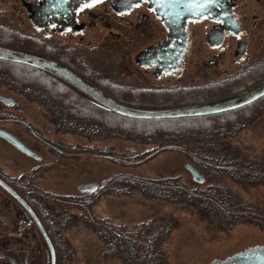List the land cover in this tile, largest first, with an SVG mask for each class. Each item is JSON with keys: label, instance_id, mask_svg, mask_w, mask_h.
<instances>
[{"label": "rangeland", "instance_id": "rangeland-1", "mask_svg": "<svg viewBox=\"0 0 264 264\" xmlns=\"http://www.w3.org/2000/svg\"><path fill=\"white\" fill-rule=\"evenodd\" d=\"M91 5L84 7V11L96 7V3ZM137 10L126 15L125 19L134 20ZM83 20L87 23L86 27L75 35L43 34L27 18L20 0H0L1 27L40 39L48 45L69 48L81 58L86 67L97 71L102 81L115 82L129 88H135L138 82L143 83L132 60L142 47L141 43L131 42L120 52L118 49L120 33L130 30L123 28L110 11L104 13L103 18L94 12L93 16H85ZM199 60L194 50L188 67L192 70L198 68ZM4 67L0 64V93L20 88L10 82L13 75ZM11 94L29 109L28 119L32 127L40 132L49 127L47 135L58 148L77 153L71 157L60 155L56 158L44 149L39 160L29 161L0 142V163L6 170H15L18 174L21 169H25L13 167L14 163L8 160V156H16L20 161L30 162V165L46 163L40 180L38 177L35 179L41 189L54 193L57 198L55 202L60 203L53 204L46 199V204L55 205L51 209L54 216L48 213L47 218L57 228L53 243L57 255L56 264H210L214 259H226L250 247H264V172L259 174L261 177L252 178L246 173H232L223 165L214 167L211 164L214 168L211 169L209 165V168H204L181 151L183 148L157 151L147 142L140 143L116 132L79 134L73 129L58 130L54 121L50 120V115L38 112L37 104L26 101L22 97L23 93ZM262 109L222 115L224 122L221 121L216 130L213 125L212 131H196L192 139L186 140V147L189 151L212 147L221 156L234 152L235 156H242L240 165H244V168L250 164L262 172ZM185 162H189L201 173L202 182L191 178L190 172L184 167ZM171 176H176L186 190H204L215 186L228 191L225 193L229 198L225 202L219 201L218 208L228 212H224L222 218L231 217L233 227L218 229L217 218L208 221L207 217L197 212L201 206L199 203L204 202L203 194L193 199L196 195L193 193L189 200L186 197L190 194L172 196V193L165 191L149 196L138 190L148 178ZM91 182L95 186L89 190L76 188L82 183ZM239 210L243 212L238 214L236 211ZM251 211L256 212L251 220L262 221V225L251 222L247 215ZM118 227L122 235L137 233V244L130 245L132 247L128 249L121 245L122 252H115L114 245L110 243L109 229ZM142 233L147 236L142 237ZM142 246L148 248L143 250Z\"/></svg>", "mask_w": 264, "mask_h": 264}, {"label": "flooded vegetation", "instance_id": "flooded-vegetation-1", "mask_svg": "<svg viewBox=\"0 0 264 264\" xmlns=\"http://www.w3.org/2000/svg\"><path fill=\"white\" fill-rule=\"evenodd\" d=\"M20 1L27 18L43 34L75 35L86 27L87 23L83 20L85 16H93L95 12L103 18L107 11L113 13L120 25L130 30L120 33L119 52L131 42L142 45L132 59L136 71L143 78V83H137V89L162 94L180 90L199 103L241 92L264 79V0H213L202 13L188 15L182 29L173 23L172 17L174 14L182 19L185 15L183 6L190 4L191 0H118L117 3L115 0H99L96 7L84 11L86 5L92 4L90 0L76 8L71 24L67 22L62 9L54 20L38 17L40 26L33 24L30 19L32 13L26 6H37L41 0ZM130 1L136 2L126 9ZM204 2L193 0L195 4ZM137 8L134 20L127 21L126 15ZM57 48L61 51L69 50L62 45ZM194 50L200 59V66L192 70L188 66ZM10 92L23 93L22 97L26 101L37 104L36 109L40 113L55 112L53 106L24 89H7V92L0 93V96L13 100L5 103L0 99V130L14 136L33 154L23 152L0 136L1 143L29 161L39 160L44 149L56 158L77 154L73 150L67 152L58 148L47 135L49 127L44 132L32 127L28 119L29 109L20 104ZM55 125L59 130L60 127ZM8 160L14 163L13 167L25 169L16 174L15 170H6L0 163V264H47V257L48 264H51L46 236L53 247L56 264L57 255L53 243L57 228L47 218L48 213L54 216L51 209L55 205L46 204V199L53 204L60 203L55 202L57 198L54 193L41 189L35 179L38 177L40 180L46 163L30 165V162L16 159V156H8Z\"/></svg>", "mask_w": 264, "mask_h": 264}, {"label": "trees", "instance_id": "trees-1", "mask_svg": "<svg viewBox=\"0 0 264 264\" xmlns=\"http://www.w3.org/2000/svg\"><path fill=\"white\" fill-rule=\"evenodd\" d=\"M0 46L58 61L74 70L87 81L96 85L113 100L125 106L140 109H163L189 105L198 101L180 90H175L168 94H162L161 92L153 93L147 90L129 88L115 82L102 81L101 76L98 75L99 73L92 68L86 67L76 53L70 50L61 51V49L53 45H48L40 39L23 35L10 28L1 26ZM0 64H3L5 66L4 68H8V71L13 75L10 81L11 83L16 84L21 89L38 95L54 107L55 112L48 113V115H50V120H53L62 130L69 131V129L71 130L73 128L79 134L104 131L106 133L116 132L120 136L134 139L140 143L147 142L151 144V148H157V151L167 148H183L181 151L186 155L188 154L193 162L198 163V165L204 168L211 167V164L214 167L223 165L226 166L228 171H233L232 173L237 172L238 175L246 173L252 178L253 176L259 177V174L264 172V170L259 172L256 166L250 164L247 165V168H244V165H240L242 156H235L236 154L234 155V152L221 156L217 155L216 150L212 147H207L206 150H204V147L203 150L195 149L189 151L185 143L182 145L179 144L189 138L192 139L196 131H212L213 125H215L213 127L216 130V127L222 121V115L241 113L242 111L245 113L251 110L262 111V108H264V97L257 99L245 107L214 115L172 119H133L115 114L97 105L90 98L49 73L8 61L0 60ZM207 160L208 162H206ZM214 167H211V169ZM167 178H148L144 186H140L138 190L144 193V195L149 196H156L165 191L172 193V196H186L190 194L186 197L187 199L191 198L193 193H196L193 199L197 195L201 196L203 194V196L205 195L203 198L204 202L199 203L201 206L197 208V212L207 217L208 221L217 218L219 223H216V227L218 229L227 230L233 227L234 222L231 221V217L222 218L223 213L225 212L227 214L228 212L221 211L218 208L219 201L225 202L229 198L228 191H224V189L215 186H209L204 190L189 189L187 187L189 190H186L184 184H179V179L176 176ZM236 212L240 214L243 211L239 210ZM255 213L254 211L247 213L250 220L256 216ZM251 222L257 225L263 224L262 221L254 222L251 220ZM109 233L111 236L110 243L114 245L113 250L115 252H122V248L120 250L121 245L125 249H128L130 245H136L139 241L137 233L128 232L122 235L119 227L114 230L110 228ZM138 235L140 236V234ZM141 236H147V234L142 233ZM145 248L147 249L148 247L142 249L144 250Z\"/></svg>", "mask_w": 264, "mask_h": 264}, {"label": "water", "instance_id": "water-1", "mask_svg": "<svg viewBox=\"0 0 264 264\" xmlns=\"http://www.w3.org/2000/svg\"><path fill=\"white\" fill-rule=\"evenodd\" d=\"M87 1L90 0H41L39 5H27L26 9L32 13V15H30V19L35 26H40L38 17L42 19L48 18L49 20H54L55 17L60 14L62 9L66 14L67 22L71 24L74 19L76 8L82 2ZM195 1L198 2V0ZM117 2L118 0H115V3ZM135 2L136 1H130V3L126 5V9L129 6L134 5ZM190 3H193V0H191ZM177 9L178 8H176V10ZM69 10L70 12L68 13L67 11ZM114 10L120 12L116 8H114ZM204 10L205 8H192L191 10H189V8L185 5L183 6L185 15L182 17V19L176 17V15L173 14L172 21L174 24L178 25L180 29H182L184 27L186 19L189 17L188 15L200 14ZM179 54L181 55V52ZM0 60L23 64L49 73L50 75L57 77L65 83L69 84L70 86L90 98L97 105L115 114L133 119H172L214 115L240 108L264 96L263 79L255 85L241 92L222 98L172 108L140 109L125 106L116 102L96 85L87 81L71 68L58 61L2 46H0ZM0 99L5 103L13 102V100L9 97L0 96ZM0 136L12 143L23 152L27 154H33L32 151L21 144L14 136L9 134L8 132L0 130ZM131 150H133V148ZM184 167L190 172L191 178L194 181L199 183L203 181V176L201 175V173H199L198 170L189 162H185ZM94 186V182L84 183L78 185V190H89ZM46 241L50 249L51 264H54V251L47 236ZM210 264H264V247H250L245 249L244 251L233 254L226 259H214Z\"/></svg>", "mask_w": 264, "mask_h": 264}, {"label": "snow or ice", "instance_id": "snow-or-ice-1", "mask_svg": "<svg viewBox=\"0 0 264 264\" xmlns=\"http://www.w3.org/2000/svg\"><path fill=\"white\" fill-rule=\"evenodd\" d=\"M99 2V0H92V4H95ZM213 2V0H205L204 3H200V4H195V3H190L188 5H186V7L189 8V10H191L192 8H205L208 4H211ZM86 6H92L91 4L86 5ZM139 6V5H136Z\"/></svg>", "mask_w": 264, "mask_h": 264}]
</instances>
